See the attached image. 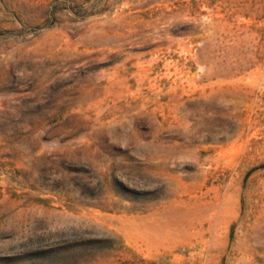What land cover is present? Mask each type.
Returning a JSON list of instances; mask_svg holds the SVG:
<instances>
[{"label": "rangeland", "instance_id": "374dc122", "mask_svg": "<svg viewBox=\"0 0 264 264\" xmlns=\"http://www.w3.org/2000/svg\"><path fill=\"white\" fill-rule=\"evenodd\" d=\"M58 248L264 264V0H0V264Z\"/></svg>", "mask_w": 264, "mask_h": 264}, {"label": "trees", "instance_id": "16d2710c", "mask_svg": "<svg viewBox=\"0 0 264 264\" xmlns=\"http://www.w3.org/2000/svg\"><path fill=\"white\" fill-rule=\"evenodd\" d=\"M87 242L93 246H100L102 248H111L114 246V242L108 236L97 240H89ZM45 253L48 254L45 255ZM45 253H43L45 255L44 257L48 256L49 258L55 260L56 262L55 264H61V262L63 261L62 258H64V260L67 259V257L64 256L65 254L68 253V251H66L65 248H58L54 250H49L48 252Z\"/></svg>", "mask_w": 264, "mask_h": 264}]
</instances>
